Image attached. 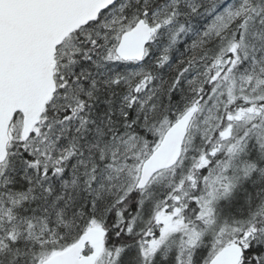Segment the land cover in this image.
Returning a JSON list of instances; mask_svg holds the SVG:
<instances>
[{"label":"snow or ice","instance_id":"snow-or-ice-1","mask_svg":"<svg viewBox=\"0 0 264 264\" xmlns=\"http://www.w3.org/2000/svg\"><path fill=\"white\" fill-rule=\"evenodd\" d=\"M0 264H264V0H0Z\"/></svg>","mask_w":264,"mask_h":264}]
</instances>
